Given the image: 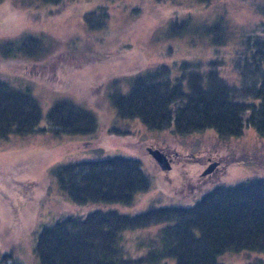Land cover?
Returning <instances> with one entry per match:
<instances>
[{
	"label": "rangeland",
	"instance_id": "obj_1",
	"mask_svg": "<svg viewBox=\"0 0 264 264\" xmlns=\"http://www.w3.org/2000/svg\"><path fill=\"white\" fill-rule=\"evenodd\" d=\"M98 7L108 12L107 26L89 30L83 17ZM263 7L264 0H219L206 8L195 0H0V45L26 35L41 44L33 49L40 52L39 60L28 61L17 50V58L10 59L0 50V80L31 90L43 113L39 126L48 129L0 138V255H12L10 264H36L43 227L67 215L107 208L137 215L152 207H191L215 187L264 177V139L253 129L232 137H220L214 129L184 135L170 128L154 130L139 117H120L110 97L116 83L127 92L132 78L154 65L220 56L222 52L205 47L197 35L191 40L171 34L175 17L191 15L200 25L223 16L234 37L260 21ZM228 66L223 74L231 77ZM63 99L94 112L97 129L53 133L46 112ZM148 148L160 149L171 170H162ZM119 156L138 160L151 184L131 205L77 203L53 173L60 164ZM209 158L213 162L208 166ZM212 164L217 168L202 175ZM155 227L123 233L133 257L145 251L136 249V241L148 230L154 234ZM252 253L227 252L219 260L246 264L255 258Z\"/></svg>",
	"mask_w": 264,
	"mask_h": 264
},
{
	"label": "trees",
	"instance_id": "obj_2",
	"mask_svg": "<svg viewBox=\"0 0 264 264\" xmlns=\"http://www.w3.org/2000/svg\"><path fill=\"white\" fill-rule=\"evenodd\" d=\"M217 1L195 0L204 8ZM262 13L250 30L243 28L234 37L223 16L200 25L191 15L175 17L169 26L171 34L191 40L197 35L205 47L222 53L216 59L154 65L133 77L127 92L116 83L110 97L118 115L139 117L151 129L170 128L179 135L214 129L220 137H232L251 128L264 139V7ZM108 17L106 8L98 7L83 18L89 30H102ZM38 40L26 35L0 45V50L4 55L8 52L10 59L17 58L13 54L17 50L28 61L39 60L40 52L33 50L41 47ZM227 63L231 77L223 74ZM41 112L29 88L0 80V138L46 132L47 128L39 126ZM46 113L55 134H88L97 129L95 113L75 101L58 100ZM53 173L58 185L77 203L131 205L151 185L138 160L121 156L68 162L55 167ZM151 226H156L154 234L148 230L149 236L136 241V249L144 247V253L133 257L123 233ZM242 251L254 252L251 256L255 258L246 264H264L261 176L232 187H215L191 207H152L137 215L113 208L67 215L43 227L35 249L36 264H224L221 255ZM13 259L2 254L0 264H10Z\"/></svg>",
	"mask_w": 264,
	"mask_h": 264
},
{
	"label": "water",
	"instance_id": "obj_3",
	"mask_svg": "<svg viewBox=\"0 0 264 264\" xmlns=\"http://www.w3.org/2000/svg\"><path fill=\"white\" fill-rule=\"evenodd\" d=\"M149 153L152 155V157L154 158V160L159 164L160 168L164 171H168L170 170L169 168H171V164H170V160L168 159V157L160 150V149H151L148 148ZM215 164L211 165L205 172L204 174H206L207 172L211 171L214 168Z\"/></svg>",
	"mask_w": 264,
	"mask_h": 264
},
{
	"label": "flooded vegetation",
	"instance_id": "obj_4",
	"mask_svg": "<svg viewBox=\"0 0 264 264\" xmlns=\"http://www.w3.org/2000/svg\"><path fill=\"white\" fill-rule=\"evenodd\" d=\"M213 161H212V158H209V161H208V166L212 163ZM217 163V162H216ZM217 168V166L214 168V169H216ZM171 170V169H170ZM170 170H168V171H170ZM214 171V170H213ZM202 175H205V174H202Z\"/></svg>",
	"mask_w": 264,
	"mask_h": 264
}]
</instances>
